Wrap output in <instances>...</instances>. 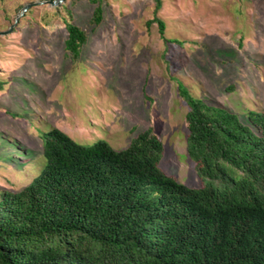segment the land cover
<instances>
[{
  "label": "rangeland",
  "instance_id": "1",
  "mask_svg": "<svg viewBox=\"0 0 264 264\" xmlns=\"http://www.w3.org/2000/svg\"><path fill=\"white\" fill-rule=\"evenodd\" d=\"M49 1L0 0V193L23 190L44 170L42 136L52 128L116 150L152 129L164 145L161 169L202 187L187 154L180 81L245 125L250 111L264 114V0H163L168 44L157 24L146 27L154 0H104L99 26L92 0ZM68 10L88 34L74 64Z\"/></svg>",
  "mask_w": 264,
  "mask_h": 264
},
{
  "label": "trees",
  "instance_id": "2",
  "mask_svg": "<svg viewBox=\"0 0 264 264\" xmlns=\"http://www.w3.org/2000/svg\"><path fill=\"white\" fill-rule=\"evenodd\" d=\"M97 1L93 26L103 18ZM154 2L146 27L157 24L168 44L163 0ZM68 15L74 64L88 34ZM177 89L202 187L161 169L164 145L152 129L116 150L52 128L42 136L44 170L23 190L0 193V264H264V114L250 111L245 125L181 81Z\"/></svg>",
  "mask_w": 264,
  "mask_h": 264
},
{
  "label": "water",
  "instance_id": "3",
  "mask_svg": "<svg viewBox=\"0 0 264 264\" xmlns=\"http://www.w3.org/2000/svg\"><path fill=\"white\" fill-rule=\"evenodd\" d=\"M64 2V0H53V1H49V2H46V3H48V4H50L51 6H55V7H57V6H59L61 3H63ZM45 2H39L38 4H44ZM33 5H27L26 7H24V9H23V12H22V14H24L25 12H27L28 11V9L30 8V7H32ZM7 32H0V35H4V34H6Z\"/></svg>",
  "mask_w": 264,
  "mask_h": 264
}]
</instances>
